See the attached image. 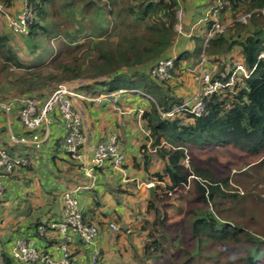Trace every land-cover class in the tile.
Masks as SVG:
<instances>
[{"label": "trees", "instance_id": "16d2710c", "mask_svg": "<svg viewBox=\"0 0 264 264\" xmlns=\"http://www.w3.org/2000/svg\"><path fill=\"white\" fill-rule=\"evenodd\" d=\"M14 1L0 0V4L14 15L19 12L11 10ZM23 4L33 12L28 32L22 36L25 38L23 49L32 58L27 61L19 58L10 45V37L0 33V101L23 94L45 99L57 84L105 78L85 86L84 90L92 96L127 90L130 92L122 96L129 94L150 102V110L143 111L141 115L149 135L148 145H143L140 153L144 172L156 191L154 199L148 201L146 207V213H152L153 219H144L133 225L136 234L143 239L141 251L134 253V263L198 264L202 246L213 242L241 241L247 244L245 254L226 264L261 263L264 242L260 237L264 233H259V229L251 232L247 223L259 228L261 225L251 213L246 218L240 209V216L235 217L230 216L228 208L225 209L228 201L238 202L237 194L228 193V178L216 177L211 170L193 164V160L190 161L193 170H190L184 165V160L196 150L231 146L248 155L262 156L260 162L264 166V59L258 58L264 52V0H207L209 18L205 20V35L209 34L215 19L221 26L227 18L231 23L221 33L209 37L205 44V36L196 38L191 53L171 58V79L185 68L187 71L195 69L202 59L206 61V68H211L212 81L227 82L237 65L243 66L247 76H235L232 87L208 97L206 111L202 115L180 111L169 117L162 114L184 103L183 98L170 93L167 84L171 79L158 81L150 76V72H140L137 68L154 61L157 63L171 47L176 35L178 0H24ZM56 6L64 14L83 17L87 25L71 17L72 24L77 27L71 26L69 31L67 27L51 22L49 17L57 13ZM67 9L71 13L66 12ZM246 14L250 16L245 23L237 21L238 17ZM104 22H111V29L104 28ZM55 34L65 37L63 42L57 44L56 41V46L61 45L58 48L50 46ZM154 158L160 162V169H150ZM28 165L29 160L26 166L18 165L15 172ZM189 178L195 190L192 202H189L186 216L170 224L162 210L166 209L164 201L167 194L188 186ZM80 210L83 222L95 225L100 233L102 222H95L93 211ZM45 226L48 232H56ZM181 227L187 231V241L191 240L189 248L179 245ZM119 229L115 233L125 237L133 235V230H126L123 226ZM241 233L243 236L239 237ZM39 238L46 243L44 237ZM59 241L57 234V238L38 249L42 254H48V250L52 251ZM75 241L83 244L77 237L72 243ZM72 243L70 257L73 260ZM49 244L53 246L51 249H48ZM11 245L4 249L2 244L0 264H25L11 258ZM170 248H178L180 252L169 256L167 249ZM99 254L100 264L103 261L100 248Z\"/></svg>", "mask_w": 264, "mask_h": 264}, {"label": "crops", "instance_id": "0c3cea01", "mask_svg": "<svg viewBox=\"0 0 264 264\" xmlns=\"http://www.w3.org/2000/svg\"><path fill=\"white\" fill-rule=\"evenodd\" d=\"M23 1L15 0L11 10L13 12L20 11L24 5ZM178 4V11H181L182 15L174 27L176 35L171 47L160 59L176 58L183 53H191L196 38L201 39L205 36L204 44L209 38L208 33L205 35V20L209 18V10L206 7L207 0H178ZM230 23L231 20L227 18L222 27L225 28ZM155 63L156 61L137 69L140 72H149ZM182 65L185 66L186 63H182ZM187 77H189L187 83H183ZM103 80L105 78L77 79L66 85L80 95L92 97L90 92L84 90V87L95 81ZM179 80H182L183 85ZM167 85L170 88V93L180 98H183L181 94L188 92L186 85L192 89L196 88L194 77L186 68L179 71ZM93 87L95 88V86ZM95 89H100V87L97 86ZM188 101L189 99L186 102ZM72 105L82 118L83 130L86 135V144L80 151L82 154L80 162L72 160L69 155L62 152L59 146V142L64 136V128L57 113L51 114L50 122L42 128L41 143L39 148H36L31 143L24 144L18 141L28 133L24 130L15 112L8 115L0 112V149H5L8 154L13 156L29 160L27 168H20L6 182V190L0 208V233L2 235L0 248L4 243V249L7 247L9 249L15 238L33 239L37 248L44 247L49 241L57 238V233L53 231H49L46 236H40L38 228L41 225L49 226L60 219L61 210L59 212L58 205L60 195L64 191L89 185L90 181L84 175L83 166L89 162L93 147L114 134L120 150L126 157L123 171H115L105 164L103 168L95 171L94 185L77 191L76 198L80 208L89 210V212L93 211L95 222H102L96 241L103 257L100 264H124L122 261H125L127 253L131 257V264H135L134 253L141 251L142 244H133L134 248L129 252L126 246L134 241L132 234L127 237L121 236V234L112 231L108 225L115 222L127 223L125 225L128 227V223L133 222L131 215H133L134 208L124 207V198L128 194L124 187L136 185L134 181L139 177H142L141 184L149 182L142 164H139V159L142 156L140 148L145 144L148 145L147 136L149 135V130L141 119V115L143 111L150 110V102L128 94L121 95L116 103H111L109 100L94 103L74 98ZM156 161L160 163L158 160ZM152 167L151 165L150 169L156 170ZM143 186L149 187L145 184ZM148 201L147 196L145 214H147ZM95 222L92 223L95 224ZM39 237H44L46 243ZM120 245H123L124 253L118 248ZM52 247L50 246L48 249ZM71 249L74 253V264H91L89 246L75 241L72 243ZM122 254L124 255L121 256Z\"/></svg>", "mask_w": 264, "mask_h": 264}, {"label": "built area", "instance_id": "2783aa9c", "mask_svg": "<svg viewBox=\"0 0 264 264\" xmlns=\"http://www.w3.org/2000/svg\"><path fill=\"white\" fill-rule=\"evenodd\" d=\"M152 1L156 2L158 0ZM0 14L4 18L7 28L14 35L25 36L27 34L28 22L33 18V12L29 7L24 5L19 12L12 15L0 4ZM181 15V11H178L176 14L177 20L180 19ZM212 16L214 19L216 18L215 13ZM249 16L250 14L242 15L238 17L237 21L245 23ZM223 29L215 19L208 36L212 37L216 33H221ZM258 58L264 59V52ZM206 66L205 59H202L195 69L188 71L194 77L197 89L188 102H184L170 112L163 113V117L172 116L180 111H187L194 116H200L206 111V99L208 97L232 87L235 76L239 74L247 76L243 66L237 65L227 82L212 81L210 71L206 69ZM171 68V58L161 59L151 69L150 76L158 81H168L171 79ZM126 92L130 91L118 90L108 94L87 97L73 91L66 84L60 83L56 85L52 93L45 99L23 94L11 97L6 101H0V112L5 115L15 112L24 130L28 133L27 136L21 137L18 141L24 144L31 143L36 148H39L41 143L42 128L50 122V115L57 113L64 128V136L59 142V146L62 152L69 155L72 160L80 162L82 160L80 151L86 144V135L83 130L82 118L73 108L72 100L81 98L94 103H99L102 100L116 103L118 98ZM125 159L126 157L120 150L118 140L114 134L105 141L97 143L92 149L89 162L83 166L84 175L90 181L89 185L86 187L78 186L73 190L64 191L60 195V221L51 223L48 226V229L51 228L57 232L60 240L53 249L54 253L42 254L36 247L35 240L17 238L10 248L11 258L25 264H74L70 257V245L74 237H77L83 244L90 247L91 264H97L100 257L99 246L96 242L99 235L98 228L93 224L90 225L83 222L80 206L76 198L77 191L93 186L96 181L95 171L104 167L105 164H108L115 171L122 172ZM20 164L26 166L28 161L25 158H14L4 150H0V198L6 190L7 180L13 176L17 166ZM150 185L152 184L149 183L147 186ZM108 226L114 232L120 230L115 223H110ZM47 233V226L38 228L40 236H46Z\"/></svg>", "mask_w": 264, "mask_h": 264}, {"label": "rangeland", "instance_id": "374dc122", "mask_svg": "<svg viewBox=\"0 0 264 264\" xmlns=\"http://www.w3.org/2000/svg\"><path fill=\"white\" fill-rule=\"evenodd\" d=\"M55 8L57 10V13H54V15L49 17L51 22H54L56 24H61L63 28L66 29L67 27L69 31H71V26L77 27L76 25L72 24V20L69 19L71 17L78 18L81 24L83 25H87L88 23L87 20H83V17L72 16L71 14L69 15L67 13L64 14V11H62L57 6ZM52 10H54V7L50 9V12H52ZM7 11L11 12L10 10ZM66 12L71 13L70 9H67ZM103 24H104L103 27L108 28V30L111 29L112 27L111 22L109 24L104 22ZM9 31L11 32V30L7 28V26L5 25L3 16L1 15L0 33L6 34L10 37L11 39L10 45L13 47L14 51L17 53L19 58L23 59L24 61H27L28 58H32V55L23 49V47L25 48L24 46L25 38H23L22 36L12 35L10 34ZM53 36L54 37H52L50 43L51 47L52 45L56 46V41L58 44L60 41L63 42L65 40V37L62 34L61 35L55 34ZM60 46L61 45H57L56 48ZM206 69L210 70L211 68L210 69L206 68ZM188 78L189 77L185 78L183 83L184 82L187 83ZM179 81L180 84L183 85L182 80ZM70 83H72V81L64 82L63 84H70ZM186 86L188 90L187 94L185 93L181 94L184 98V102L190 99L193 96L195 90L197 89V84L195 89L194 87L193 89L189 88V85ZM176 89L177 86L175 87V90ZM261 157L262 156L259 155L258 156L248 155L236 148H232L231 146H229L228 148L227 146L226 148L224 147L218 150L193 151L192 156L189 159H187V162H185L184 160V165L190 170H193V168L190 166V161L192 162L193 160V164H198L197 166H199L202 169H209V171L211 170L216 177L228 178L230 185V189L228 190L229 191L228 193L237 194L238 202L234 203L228 201L226 203L228 207H225V209L228 208V213L231 214L230 216L239 217L240 214L238 213V211L240 209H242V211L245 212L246 218H248V216H251L248 213L254 215L253 217L256 218L258 224L261 226L259 228V227H255V225L252 223H247V229L251 230V232L252 230L254 231V229H259V233L262 234L264 233V166L261 165L260 162ZM139 161H140L139 164H142L141 163L142 156L140 157ZM151 165L153 166L152 167L153 169L161 168V164L156 161V158L152 160ZM201 176H204L203 173H201ZM189 180H190V184L185 188L167 194L168 198L167 200L164 201L166 209H162V210L165 211L167 215V221L170 224L180 221L186 216V212L189 208L188 206L189 202H192V197L195 192L193 183L191 182L192 179L189 178ZM134 182H136V185L133 184L129 187H124L126 189V192L128 193L124 198L125 201L124 207L127 208L129 206L131 209L134 208V211H132L133 215H131V219L133 218L132 219L133 222L128 223V227L125 225L127 223H123V224L115 223L119 228L123 226V228L126 230H130V231L133 230L132 237L134 238V241H132L131 244L128 243V245L126 246L129 252L134 248L133 244L140 245L143 242V239H141V237L136 234V230H134L133 225L138 220L153 219L152 213L145 214V200L147 199L149 191L148 188H145L143 185L145 184L147 186L149 182H144V184H141L140 182H142V177L136 178ZM3 195L0 198V208L2 203L1 201L4 197ZM60 207L61 205L59 202L58 205L59 212H60ZM185 230L186 229H184L183 227L179 229L182 237L181 240H179V245L181 248L190 247V244L188 243L191 242V240L189 239L187 241L186 239L187 231ZM241 236H243V233H241L239 237ZM1 237L2 235L0 233V238ZM260 239L263 240L264 242V235L263 237H260ZM246 247L247 244L245 241H241L239 243L226 242L223 244H219L215 242L208 243L207 245L202 246L199 250L198 264H226L227 262H229V260H235L243 256L245 254ZM118 248L122 253H124L123 245L122 246L120 245ZM173 249L174 248L167 249V255L173 256V254H178V252H180L178 248L174 250ZM261 250L263 254V260L259 264H264V246H262ZM123 255L124 254H122L121 256ZM130 258H131L130 255H128L127 253V256H125V261L122 262L124 264L126 262L127 264H131ZM101 260H103L102 254H101Z\"/></svg>", "mask_w": 264, "mask_h": 264}, {"label": "water", "instance_id": "95a60500", "mask_svg": "<svg viewBox=\"0 0 264 264\" xmlns=\"http://www.w3.org/2000/svg\"><path fill=\"white\" fill-rule=\"evenodd\" d=\"M154 185L152 184V185H150L149 187H148V190H149V194H148V200L149 201H151V200H153L154 199Z\"/></svg>", "mask_w": 264, "mask_h": 264}]
</instances>
